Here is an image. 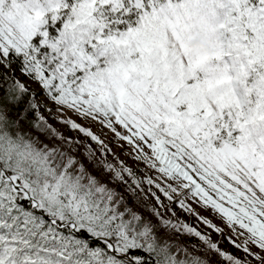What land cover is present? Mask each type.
Wrapping results in <instances>:
<instances>
[{"label": "snow or ice", "instance_id": "1", "mask_svg": "<svg viewBox=\"0 0 264 264\" xmlns=\"http://www.w3.org/2000/svg\"><path fill=\"white\" fill-rule=\"evenodd\" d=\"M0 264H264V0H0Z\"/></svg>", "mask_w": 264, "mask_h": 264}]
</instances>
